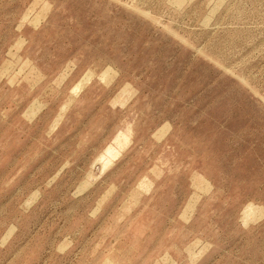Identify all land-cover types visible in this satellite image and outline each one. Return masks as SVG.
<instances>
[{"label":"rangeland","instance_id":"obj_1","mask_svg":"<svg viewBox=\"0 0 264 264\" xmlns=\"http://www.w3.org/2000/svg\"><path fill=\"white\" fill-rule=\"evenodd\" d=\"M0 264H264V0H0Z\"/></svg>","mask_w":264,"mask_h":264}]
</instances>
